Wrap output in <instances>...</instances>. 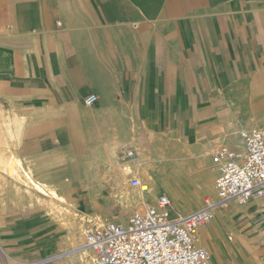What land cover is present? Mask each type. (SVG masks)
<instances>
[{"label": "crops", "instance_id": "obj_1", "mask_svg": "<svg viewBox=\"0 0 264 264\" xmlns=\"http://www.w3.org/2000/svg\"><path fill=\"white\" fill-rule=\"evenodd\" d=\"M0 82V101L28 116L11 145L37 180L80 210L122 219L137 195L113 199L91 186L108 164L88 169L89 154H111L123 176L100 184L127 185L134 169L149 185V166L165 182L153 178L151 205L167 195L188 216L217 199L212 150L241 152L234 132L264 125V0H0ZM122 147L137 159L123 161ZM7 179L0 264H74L69 231ZM200 243L210 264H264V196L216 207Z\"/></svg>", "mask_w": 264, "mask_h": 264}, {"label": "built area", "instance_id": "obj_2", "mask_svg": "<svg viewBox=\"0 0 264 264\" xmlns=\"http://www.w3.org/2000/svg\"><path fill=\"white\" fill-rule=\"evenodd\" d=\"M96 100L90 94L85 103L93 105ZM241 136V152L212 150L217 199L207 197L204 206L188 216L174 213L167 195H161L156 205L149 204L144 197L149 185L134 169L125 170L127 186L137 195L131 211L122 219H79V243L93 251L92 264H210L200 230L212 222L215 208H226L232 199L245 204L264 196V125L243 130ZM120 155L125 162L136 160L137 149L122 147Z\"/></svg>", "mask_w": 264, "mask_h": 264}, {"label": "bare ground", "instance_id": "obj_3", "mask_svg": "<svg viewBox=\"0 0 264 264\" xmlns=\"http://www.w3.org/2000/svg\"><path fill=\"white\" fill-rule=\"evenodd\" d=\"M27 121H28V116L26 114L19 113L15 108H4V106L0 105V133H2L5 136V143L0 145V180L3 179L8 180L6 175L7 176L9 175L10 177L22 182L26 187H28L27 191L30 194H33V191L39 193L40 196L37 197L39 204L41 206L45 204H49L54 208L53 210L60 212L62 214V218L60 219V222L63 223L64 220L68 217V214L71 213L76 217L79 215V213L70 212L69 210L64 209L63 204L68 202L67 196L62 192H60L54 185H51L45 180H37L35 178L33 168L31 166L26 167L22 158L16 155V153L12 149L11 141L21 140L24 137L25 126L27 124ZM47 126L48 125H46V127ZM71 128H72L73 144L79 147L85 141L84 139H80L77 133L74 131L75 128L74 124H71ZM239 132L240 131L234 132L235 135L233 136L238 140V142L242 143L243 139L242 137H240ZM87 144L90 145L91 147L93 146L92 152H95L96 148L98 147V146L96 147V145H99L100 142H97L93 138L92 140H88ZM155 159L156 158L149 156L148 161H154ZM113 162L114 159L111 154H108L104 158H102V154L100 152L98 155L89 154L88 169L90 170L93 168H99L103 163L109 164ZM126 168L127 170L129 169L128 167ZM158 175L159 174L157 172L152 173L151 170L149 169V166H147V181L149 183V192L148 194H145L144 196L145 200H149L148 196L155 193V187L153 186V178L157 182V186L159 188H164L165 182L159 179ZM123 197L126 200H130L132 199L133 195L125 192ZM64 212L66 214H64ZM96 216L98 219L104 218L103 216H101L100 213H96ZM59 217L60 216L55 215L53 219L57 220V218ZM80 219L83 220L87 218L86 216L80 215ZM78 229L79 230L68 229L69 232L66 234V238L69 240L77 238L82 231V226L80 225ZM75 247L78 248V246ZM79 255L81 258L80 259L81 264H91V260L85 259L87 256H92V250L90 248L84 246L83 248L80 249Z\"/></svg>", "mask_w": 264, "mask_h": 264}, {"label": "rangeland", "instance_id": "obj_4", "mask_svg": "<svg viewBox=\"0 0 264 264\" xmlns=\"http://www.w3.org/2000/svg\"><path fill=\"white\" fill-rule=\"evenodd\" d=\"M0 105L1 106H4V108H7L1 101H0ZM109 165V164H108ZM108 165H106V166H104L105 168V171L102 173H99V174H95L94 173V178L97 176V178H98V180H99V184H91V186L92 185H96L98 188H100L102 191H105L107 194H111L112 195V198L114 199V196L117 194V193H129V194H131V195H133L134 196V193H133V191H131L128 187H127V185L125 184H122L121 183V181H120V183H119V185L118 184H109L107 187H105V184H100L101 183V180H103V181H105L106 180V178L107 177H113V179H120L119 178V176L121 177V176H123L122 174H123V171H122V167H121V165H119L118 164V162H117V160L116 161H114V163H110V165L111 166H108ZM9 176V175H8ZM6 177H7V175H6ZM10 177V176H9ZM5 183H7V180H0V186H3V184H5ZM115 187H118V188H115ZM104 188V189H103ZM27 190H28V187H27ZM23 192V191H22ZM27 193L29 194V196H30V198H32V200H35V199H37V197H39L40 196V194H35V191H33V194H30L28 191H27ZM151 198H153V195H151L150 196ZM49 200V199H48ZM147 201H149L150 202V204H153V202H152V200H147ZM47 203H49V202H47ZM40 205V204H39ZM40 207L42 208V209H44L45 211H47L48 213H50L53 217L55 216V215H58V216H60L59 218H57V222H60V219L62 218V214L60 213V212H58V211H56V210H53L54 208L51 206V205H49V204H45V205H43V206H41L40 205ZM63 207H64V209H66V210H69L70 212H76V213H79V215L78 216H74L73 214H68V217L64 220V222L62 223V222H60V225H61V228H63V229H72V230H79L78 229V227L80 226V222H79V219H80V215H82V216H86L88 219H93V218H96L97 216H96V214H90V213H87V212H85V211H83V210H80V208L78 207V205H76L72 200H70L69 198H68V202L67 203H64L63 204ZM97 207H99V205L97 206ZM177 209V208H176ZM177 211L181 214V212L179 211V209H177ZM64 214H66L65 212H64ZM88 215V216H87ZM66 216V215H65ZM65 227V228H64ZM79 235H78V237L77 238H75V239H72V240H68L67 239V245L68 246H78V248L77 249H81V248H83L84 246H82V245H80L79 246ZM93 251H92V256H87L85 259L86 260H91V264H92V257H93ZM80 257H78L77 258V260L74 262V264H81V261H80Z\"/></svg>", "mask_w": 264, "mask_h": 264}]
</instances>
